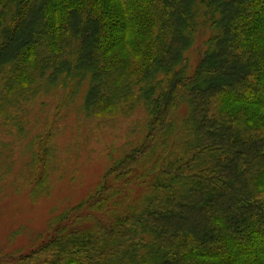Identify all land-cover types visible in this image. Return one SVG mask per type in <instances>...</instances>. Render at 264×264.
<instances>
[{"label": "trees", "instance_id": "obj_1", "mask_svg": "<svg viewBox=\"0 0 264 264\" xmlns=\"http://www.w3.org/2000/svg\"><path fill=\"white\" fill-rule=\"evenodd\" d=\"M117 1L0 0V111L73 79L91 115L148 112L21 263L264 264V0Z\"/></svg>", "mask_w": 264, "mask_h": 264}, {"label": "rangeland", "instance_id": "obj_2", "mask_svg": "<svg viewBox=\"0 0 264 264\" xmlns=\"http://www.w3.org/2000/svg\"><path fill=\"white\" fill-rule=\"evenodd\" d=\"M124 1L117 5L126 11ZM200 32L189 53L193 61L207 37ZM135 36L127 34L124 52L134 49ZM77 82H46L35 96H21L19 105L0 111V264H23L51 220L88 196L113 159L144 135V106L128 115L96 117L85 107L89 81ZM9 114L17 118L14 123Z\"/></svg>", "mask_w": 264, "mask_h": 264}]
</instances>
